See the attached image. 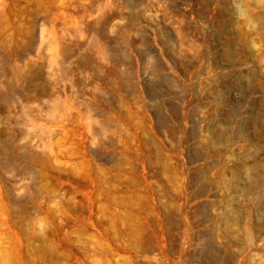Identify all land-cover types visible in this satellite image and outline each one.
<instances>
[{"label":"rangeland","instance_id":"1","mask_svg":"<svg viewBox=\"0 0 264 264\" xmlns=\"http://www.w3.org/2000/svg\"><path fill=\"white\" fill-rule=\"evenodd\" d=\"M0 264H264V0H0Z\"/></svg>","mask_w":264,"mask_h":264}]
</instances>
